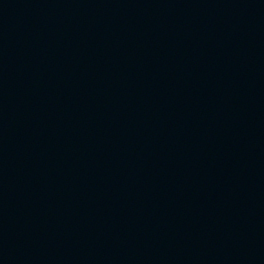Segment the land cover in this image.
<instances>
[{"label":"water","instance_id":"water-1","mask_svg":"<svg viewBox=\"0 0 264 264\" xmlns=\"http://www.w3.org/2000/svg\"><path fill=\"white\" fill-rule=\"evenodd\" d=\"M0 264H264V0H0Z\"/></svg>","mask_w":264,"mask_h":264}]
</instances>
